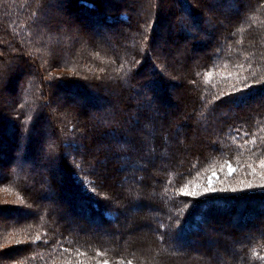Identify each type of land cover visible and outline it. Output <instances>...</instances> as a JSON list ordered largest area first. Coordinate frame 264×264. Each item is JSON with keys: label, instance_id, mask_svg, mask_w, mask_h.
Masks as SVG:
<instances>
[{"label": "trees", "instance_id": "16d2710c", "mask_svg": "<svg viewBox=\"0 0 264 264\" xmlns=\"http://www.w3.org/2000/svg\"><path fill=\"white\" fill-rule=\"evenodd\" d=\"M0 187L11 264H264V0H0Z\"/></svg>", "mask_w": 264, "mask_h": 264}, {"label": "rangeland", "instance_id": "374dc122", "mask_svg": "<svg viewBox=\"0 0 264 264\" xmlns=\"http://www.w3.org/2000/svg\"><path fill=\"white\" fill-rule=\"evenodd\" d=\"M64 15H62V19ZM77 25L78 24H73V25H69V27L70 29L78 30L79 27ZM8 104H9L8 102L7 103L5 102V104H3L2 107L4 108L8 107ZM54 105L59 106L58 103ZM66 119L68 120L69 118ZM77 147H78L77 150L80 153H83L84 147H82V145L79 146L77 145ZM81 169L82 166H80V170ZM17 196L18 195L8 192L6 189L0 187V210L3 211L4 209H10V208L18 209L19 206H23L20 203L21 199H19ZM4 218L6 217L3 218L0 217V252L5 251V253L4 255L0 256V260L2 264H11L13 263L11 259H14V256H17L15 254L12 255L11 251L21 246L22 237H16L17 235L13 236L12 233L8 229H6V227L2 226V222H7Z\"/></svg>", "mask_w": 264, "mask_h": 264}]
</instances>
